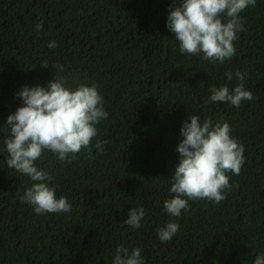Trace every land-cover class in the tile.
I'll use <instances>...</instances> for the list:
<instances>
[{
  "label": "trees",
  "instance_id": "trees-1",
  "mask_svg": "<svg viewBox=\"0 0 264 264\" xmlns=\"http://www.w3.org/2000/svg\"><path fill=\"white\" fill-rule=\"evenodd\" d=\"M172 5L0 0V127L22 106L23 86L46 87L56 77L70 88L95 84L108 113L97 126V138L108 142L103 154L93 148L91 158L82 150L61 161L45 152L35 162L53 177L69 213L37 215L20 202L17 188L22 194L32 181L7 167L8 133L0 132V264H112L119 245L139 247L144 264H253L264 253V0L241 13L236 54L222 64L179 52L166 27ZM237 71L246 73L254 99L206 104L210 87L240 83ZM192 115L227 122L244 146V164L230 174L223 201H189L175 218L163 202L180 127ZM132 207L145 212L139 229L124 224ZM170 219L179 230L162 243L156 230Z\"/></svg>",
  "mask_w": 264,
  "mask_h": 264
},
{
  "label": "clouds",
  "instance_id": "clouds-1",
  "mask_svg": "<svg viewBox=\"0 0 264 264\" xmlns=\"http://www.w3.org/2000/svg\"><path fill=\"white\" fill-rule=\"evenodd\" d=\"M255 4L256 0H173L166 27L174 33L181 54L222 64L236 54L234 42L237 33L244 30L241 13ZM40 28L37 25L38 31ZM47 46L55 49L56 43ZM225 76L228 81L233 79L231 72ZM235 77L240 83L231 90L227 84L210 87L205 103L239 107L242 101H252L254 96L243 83L246 73L237 71ZM16 95L22 106L7 116L0 132L8 133L3 141L7 167L32 181L22 194L17 188L20 202L30 205L37 215L69 213L67 198H57L55 186H50L53 177L35 162L45 152L61 161L76 159L82 150L91 158L93 148L103 154L108 142L97 138V126L108 117L103 98L95 84L80 82L70 88L59 77L46 87L23 86ZM231 131L227 122L214 124L211 118L201 122L198 115H192L184 120L180 127L182 139L175 148L178 163L168 181L170 198L163 202L170 217H180L189 209V201L207 199L218 204L231 191L230 174L239 175L244 164V146ZM144 216L142 207H132L124 224L139 229ZM178 230L179 224L170 219L157 228L156 235L163 243ZM112 264H144L141 249L117 246ZM253 264H264V253L257 255Z\"/></svg>",
  "mask_w": 264,
  "mask_h": 264
}]
</instances>
